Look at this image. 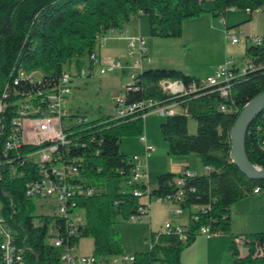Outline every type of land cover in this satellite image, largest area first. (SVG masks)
<instances>
[{
  "label": "trees",
  "instance_id": "1",
  "mask_svg": "<svg viewBox=\"0 0 264 264\" xmlns=\"http://www.w3.org/2000/svg\"><path fill=\"white\" fill-rule=\"evenodd\" d=\"M230 8L249 9L252 14L263 10L264 0H0V103L5 106L0 112L1 215L14 229L16 242L25 248V264H60L59 250L51 243L54 230L59 231L65 244L78 246L81 238H92L95 256L125 253L116 238L114 217L129 220L142 205L150 212V203L134 195L126 184L134 165L131 157L121 151V140L126 135L144 134V115L149 110L137 109L126 117L104 115L80 124L74 123L73 117L64 119L65 133L72 143L63 148L62 161L57 163L78 167V175L70 178L69 184L95 189L91 196L77 193L70 199L69 215L84 211L72 234L67 217L42 214L36 222V216L26 212L31 199L26 194V183L40 175L36 163L28 157L47 144L22 142L4 155L19 102L35 100L54 88L63 73L70 71L66 66L76 63L80 68L82 57L98 47L101 36L110 29H121L134 16H148L154 37L180 38L187 21L202 15L219 17ZM251 41L245 51L247 71L230 81L227 96L222 95L219 86L173 68H144L126 85L128 104L152 99L181 108L160 124L168 154H196L205 167H210L200 175L168 171L157 177L150 198L173 194L178 189L174 179H185L181 206L190 211V223L184 226L188 239L183 241L177 233L162 229L151 232L150 249L135 253V264H181L183 250L203 225L213 231H228L231 207L250 196L254 188L264 189V180L249 179L230 157L232 126L245 105L264 92V37L260 42L251 37ZM42 70L50 73L35 79ZM94 70L93 66L89 68L88 77ZM163 80H178L186 91L166 93L160 85ZM193 84L195 91L190 89ZM189 116L197 121L196 133L189 131ZM245 150L252 164L264 167V112L251 124ZM88 179L94 183H88ZM141 187L148 188L145 181ZM244 238L249 253L240 257L233 244L234 264L253 260L264 264V232Z\"/></svg>",
  "mask_w": 264,
  "mask_h": 264
},
{
  "label": "built area",
  "instance_id": "2",
  "mask_svg": "<svg viewBox=\"0 0 264 264\" xmlns=\"http://www.w3.org/2000/svg\"><path fill=\"white\" fill-rule=\"evenodd\" d=\"M246 11L247 13H251L249 9ZM116 31V29H110L107 34L101 36L98 46L102 47L107 36ZM226 34L231 37L232 43L237 44L240 42V38L235 36L234 32L230 29L226 30ZM122 37L128 44L127 57L133 59L130 77L132 81H134L137 74L144 69V63L148 61L147 41L142 36L130 35L128 31H123ZM254 41L260 42L261 39L259 37H254ZM98 64L101 66V74L122 70L125 69L126 65H129L128 61L126 62L122 59L102 60L98 50H93L88 56V66L78 68L75 74H73L71 70L64 72L54 88L46 90L43 95L35 100L27 98L19 102L18 116L11 120V134L5 143V156H7L8 150L15 148L22 142L30 145L47 144L28 157L36 163L40 175L38 178L26 183V194L29 198L55 197L59 202L60 209L58 215L68 218L70 233L72 234L76 231L81 218L79 217L76 219L74 217L75 214L69 215L68 207L70 199L77 193L91 196L95 193V189L91 187L82 189L79 185L69 184V179L78 175V167L72 163L69 165L57 163L62 161L63 148L69 147L72 143L65 133L64 119L73 117L74 123L79 124L87 123L91 120L85 115L70 116L66 109V103L70 100L72 95L73 79L77 76L88 77L89 68L93 66L96 69ZM246 71V65L239 68L235 62L227 61L220 65L213 75L203 78V83L219 86L222 95L227 96L230 81L244 74ZM160 85L164 92L170 94H180L186 91L184 84L178 80H163ZM190 89L195 91L197 89L196 85L193 84ZM4 96L6 97L7 95L5 94ZM113 107L115 109V113L113 114L115 117H126L137 109L142 110L144 108L149 110V112L144 115L145 117L152 112H156L162 116H170L180 112L176 104H161L158 100L152 99L128 104L125 95L117 97L113 102ZM4 109L5 106L3 102H1L0 112H3ZM263 112L264 110L261 113ZM261 113L259 115H261ZM139 140L144 146V155L142 157L138 155L131 157L134 166L131 175L128 176L126 180V184L131 188L134 195L140 197V199L144 201L145 198L150 199L149 188L144 189L141 187V184L147 178L145 161L149 159L157 149L148 141L145 134H142ZM11 169L13 170V167ZM209 170L210 167H205L206 172ZM184 182L185 179L182 177L175 178L173 183L178 187L176 192L164 197H155L159 202L167 201L171 203L174 213L178 215L184 212L181 206V202L185 196V192L181 188ZM261 190L260 187H256L253 193H259ZM149 213L148 207L143 205L139 206L138 212L132 214L129 220H141L144 217H148ZM194 219L198 220V217L194 216ZM162 230L167 233H177L183 241H187L188 239L187 232L183 225H172L170 222H166ZM221 232L222 231H213L209 225H203L199 229V233L210 236H217ZM51 243L59 250L60 264L136 263L134 254L128 255L122 253L109 257L81 254L77 252L79 245L77 246L70 243L65 244L64 239L57 230L53 231ZM233 244L236 248H241L245 245V238L236 236L233 238ZM0 256V264H25V248L16 242L14 229L2 215H0Z\"/></svg>",
  "mask_w": 264,
  "mask_h": 264
},
{
  "label": "rangeland",
  "instance_id": "3",
  "mask_svg": "<svg viewBox=\"0 0 264 264\" xmlns=\"http://www.w3.org/2000/svg\"><path fill=\"white\" fill-rule=\"evenodd\" d=\"M250 18L251 20L248 21ZM224 19H226L230 28L234 29L235 36L240 38L239 43H232L231 37L226 34V26L223 23ZM128 26L132 33L141 34L146 37L150 49L149 56L152 58V62H158L163 64L161 66H164L158 68L179 69L189 75L206 78L208 75L214 74L217 68L227 60L235 62L239 68L245 66L248 61V57L245 55L246 46L252 45L251 37L257 36L261 39L264 37V8L263 10L254 11L252 14L247 13L244 9L235 8L234 10L231 9L227 15L222 14L219 17L209 15L196 17L185 23L184 34L180 38H159L152 36L150 34L149 19L145 14L132 17ZM111 44L126 50L124 41L112 40L104 48V51H107L108 54H114L111 48L108 49ZM87 57L88 55H85L84 61L88 59ZM129 62L131 64L133 59H129ZM149 66L150 63H147L144 68H155ZM67 68L73 72L78 71L77 67L70 68L66 66ZM100 68L101 66L98 64L90 77L77 76L73 79L70 104L67 105L69 114L85 115L92 120L115 113L113 102L117 97L125 95V87L129 81H132L130 77L131 69L126 65L123 71L117 70L101 74ZM44 73H50V71L42 70L34 78L39 79ZM165 119L166 116L152 112L146 116L144 121V133L148 135L149 142L157 149L148 159V173L149 175L151 174V186H156L159 175L168 172L166 170L171 159V156L168 154V144L160 131V124ZM188 128L190 133L197 132V121L191 116H189ZM139 138L138 134L122 137L121 151L129 157L134 155L142 157L144 147ZM191 157H197V155L192 154ZM202 167L203 164H201ZM87 182L92 184L94 180L88 179ZM125 188L127 186L123 185V189ZM59 209V202L55 197H33L26 204V212L36 216V222L39 220L37 216L42 214L56 215L59 213ZM187 214L188 210L186 209L183 217L185 218ZM160 216L161 213L157 216L152 215V226L155 230H159L163 223ZM74 217L76 219L79 217L83 218L84 211L79 209ZM114 228L117 231L116 238L126 254L132 255L146 252L150 249L149 218L144 217L141 220L131 221L117 215L114 217ZM93 249L94 241L92 238L80 239L77 252L90 254L93 252ZM151 264H158V262H152Z\"/></svg>",
  "mask_w": 264,
  "mask_h": 264
},
{
  "label": "crops",
  "instance_id": "4",
  "mask_svg": "<svg viewBox=\"0 0 264 264\" xmlns=\"http://www.w3.org/2000/svg\"><path fill=\"white\" fill-rule=\"evenodd\" d=\"M231 9L234 10L235 8L228 9L225 14L227 15ZM129 23L128 21L124 22L121 29L107 36L104 45L102 47L98 46L96 48L100 53L102 60L122 59L123 61L126 62L128 61V63H130L129 58L127 57L128 44L127 41L122 37V32L128 31L130 35L142 36V37L144 36L141 34L132 33L130 31V27L128 26ZM223 23L226 26L225 31L227 29H230L235 33L234 29L230 28V26L228 25L226 19L223 20ZM144 38L146 39V37ZM112 40L124 41L126 44V50L119 48L117 45L111 44L108 47V49L111 48V51L114 54H108L107 51L105 52L104 48H106L108 42ZM149 51L150 49L147 42L148 61L144 63V67L147 63H150L149 67H164L161 66L163 65L161 63L152 62V58H150L149 56ZM82 59H84V57H82ZM87 64H88V59L84 62L82 61L80 63V67H86ZM129 65L127 66L130 69H132V65L131 64ZM71 67L76 68L77 64L74 63L73 65H71ZM123 70L125 69H122V71ZM72 73L75 74L76 72L72 71ZM211 75L213 74H210L208 76ZM69 104H70V100L66 103L67 110H68L67 105ZM178 110L181 111L182 109L178 108ZM144 134L147 136V139L149 141L148 135L146 133ZM191 156L192 154L187 156L171 157L166 171L173 172L176 174H180V173L181 174L188 173L190 175L203 174L205 172V166L202 163L201 158L199 156L197 157H191ZM201 164H203L202 168H201ZM145 165L147 169V178L144 181L148 186L149 190H152L157 187V183L156 186H151L152 183L150 181L151 174L149 175L148 173V168H149L148 159L145 161ZM144 201L150 203V214L147 217L149 218L150 234L151 232L160 231L166 222H170L172 225H183V226L189 225L190 223L189 210H188V214L184 218L183 217L184 212L179 215L175 214L173 211L172 204L167 201L159 202L155 197L150 199L145 198ZM160 213H161L160 218L163 223L161 224V228L159 230H155L152 226V215L154 214L157 216ZM258 232H264V189H262L259 193H252L250 196L235 203L231 207V226L228 231L221 232L217 236H210L198 232L195 239L191 242V244L188 245V247L182 253L180 263L181 264H234L235 257L233 255V248H232L233 238L236 236L245 237L249 234L258 233ZM237 249L240 257H244L249 253V249L246 245ZM84 255H89V254H84ZM247 264H262V262L260 260H253L252 262H249Z\"/></svg>",
  "mask_w": 264,
  "mask_h": 264
},
{
  "label": "water",
  "instance_id": "5",
  "mask_svg": "<svg viewBox=\"0 0 264 264\" xmlns=\"http://www.w3.org/2000/svg\"><path fill=\"white\" fill-rule=\"evenodd\" d=\"M264 110V92L251 99L240 111L230 131V157L241 173L251 180H264V167L252 164L245 150V140L251 124Z\"/></svg>",
  "mask_w": 264,
  "mask_h": 264
}]
</instances>
